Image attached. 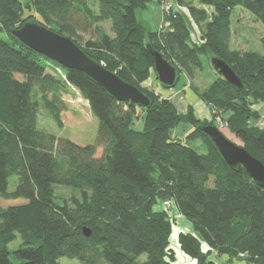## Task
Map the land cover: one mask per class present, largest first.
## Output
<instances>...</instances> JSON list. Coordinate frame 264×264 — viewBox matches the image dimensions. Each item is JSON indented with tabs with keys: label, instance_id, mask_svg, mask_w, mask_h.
Masks as SVG:
<instances>
[{
	"label": "trees",
	"instance_id": "obj_1",
	"mask_svg": "<svg viewBox=\"0 0 264 264\" xmlns=\"http://www.w3.org/2000/svg\"><path fill=\"white\" fill-rule=\"evenodd\" d=\"M150 1L97 0L96 11L87 0H0V197L27 199L0 205V264H60L61 257L82 264H175L174 208L192 224V231L178 233V243L195 264H216L213 251L244 253L246 264H264V185L244 166L230 168L200 129L220 118L264 163V126L252 123L261 117L253 105L264 103V53L231 47L234 8L244 7L264 24V0H168L172 7L157 30L137 17ZM181 8L201 27L199 37ZM32 17L142 89L151 104L116 100L83 71L27 46L12 29ZM79 31L92 37L85 40ZM260 40L264 48V36ZM148 44L191 80L204 57H219L243 87L216 73L205 89L192 86L212 118L197 117L192 104L179 112L141 85L154 67ZM73 88L99 121L95 143L80 145L38 128L42 107L63 127V97ZM140 113L141 130L133 127ZM181 122L191 126L183 138L172 134ZM12 175L18 183L9 191ZM59 187L69 193L59 196ZM18 235L21 244L10 251L7 244Z\"/></svg>",
	"mask_w": 264,
	"mask_h": 264
},
{
	"label": "rangeland",
	"instance_id": "obj_2",
	"mask_svg": "<svg viewBox=\"0 0 264 264\" xmlns=\"http://www.w3.org/2000/svg\"><path fill=\"white\" fill-rule=\"evenodd\" d=\"M21 1L27 3L30 0ZM87 1L93 9L98 11L97 0ZM166 2L167 0H163L162 2H159L158 0H151L150 2H148L146 8L137 10L138 19L144 22L152 30H154L157 26L160 27L162 23H164L165 13L167 12L166 14H168L169 12L168 8L166 10ZM171 3L173 4V2ZM181 10L188 18V22L192 28L193 35L199 37L202 30L201 27H198L192 21V18L186 8H181ZM30 13L31 10L27 8L25 14L28 15ZM231 21L233 28V38L231 41L232 48H236L239 50L251 49L264 53V48L260 40L261 37L264 36V24L259 21L253 13L242 6H237L233 10ZM102 24L111 33L110 22H104ZM79 34L85 40L92 37V32L89 31H79ZM0 36L4 37V34H0ZM203 61V70L198 72L194 80L189 79V77L185 73L180 72V78L177 84L171 89L162 86L157 78L156 73L154 72V67L153 69H151L150 75L141 83V85L158 96L160 100L167 99L173 101L179 112H185L189 104H192L194 108H196L201 99L198 98L192 86L197 85L200 89H205L215 80L217 73V71L212 66L211 59L209 60L204 57ZM18 78L23 79L24 77L22 74H18ZM187 90H190L193 95L189 92L186 95ZM63 98L68 105V110L62 113L63 127H59L57 123L50 117L46 109L42 107L39 114L38 128L53 133L58 137L69 138L70 140L80 145L95 143L99 129V121L90 110L88 102L75 88H73L71 92L65 94ZM185 101H188V104H186ZM253 108L259 111L261 117L257 120H253L252 123L259 126H264V103H255L253 105ZM198 110H200V112L195 109V115L197 117L208 120L212 118L210 107L204 101L200 106V109ZM144 115V113H140V116L134 120V128L139 130L143 129ZM215 122L216 124L213 125H216L219 129H221L229 139L238 144H241V141L228 129L227 124L224 121H222L220 118H217ZM190 128L191 126L188 123L181 122L177 127H175V129H173L172 134L177 137L183 138L186 136ZM192 145L196 147L199 152L205 151L204 146H201L200 142L198 141L192 142ZM101 154L102 148H98L96 155L100 156ZM17 183L18 176L12 175L9 178L8 190L14 191L17 187ZM57 193L59 196H66L69 193V190L63 187H59L57 189ZM25 202H27V199L22 197L14 199H4L0 197V205L4 207H7L9 205L22 204ZM172 215L175 220V224L173 225L174 227L173 233L171 235V241L172 244H174L173 248L175 249L178 258H180L181 263L184 264L186 263V257L185 254L181 252L180 245L178 243V227L179 225H184V227L190 225L191 228L193 227L191 222L185 220V218L181 215H177L175 213H172ZM21 241L22 240L18 235L15 240L7 244L9 250L13 251L17 249L20 246ZM145 257L146 254H143L142 258L144 259ZM59 263L82 264L79 259L68 257H61L59 259Z\"/></svg>",
	"mask_w": 264,
	"mask_h": 264
},
{
	"label": "water",
	"instance_id": "obj_3",
	"mask_svg": "<svg viewBox=\"0 0 264 264\" xmlns=\"http://www.w3.org/2000/svg\"><path fill=\"white\" fill-rule=\"evenodd\" d=\"M12 33L33 50L66 68L83 71L114 99L133 101L142 107H148L151 104V98L142 89L123 80L116 71L108 69L103 62L90 56L72 38L38 20L29 19L20 27L12 29ZM147 47L154 58V72L159 82L165 88L175 87L180 78L177 66L150 44ZM211 63L217 73L228 82L243 87L240 78L225 60L213 56ZM200 129L212 138L230 168L238 169L244 166L253 180L264 185V163L261 160L254 157L242 144L229 139L216 125H201ZM84 232L87 235L90 234L87 227H84Z\"/></svg>",
	"mask_w": 264,
	"mask_h": 264
},
{
	"label": "crops",
	"instance_id": "obj_4",
	"mask_svg": "<svg viewBox=\"0 0 264 264\" xmlns=\"http://www.w3.org/2000/svg\"><path fill=\"white\" fill-rule=\"evenodd\" d=\"M159 28V26H157L154 30H157ZM192 91V90H191ZM191 93L190 92V90H187V92H186V95H187V93ZM192 94V93H191ZM193 95V94H192ZM199 98V97H198ZM185 103L186 104H188V101H185ZM202 103H203V101L202 100H200V102L198 103V106L195 108V109H197V111H199L200 112V110H198V109H200V106L202 105ZM186 108V107H185ZM173 213H175V214H177V215H181L180 213H179V211L176 209V208H174L173 210ZM182 216V215H181ZM183 217V216H182ZM181 217V218H182ZM186 220V219H185ZM181 225H179V227H178V232H180L182 229H184V230H187V231H192V229L193 228H191V226L189 225V226H187V227H184V225H182L181 227H180ZM180 230V231H179ZM182 252V251H181ZM185 257H186V263H184V264H195V261L191 258V257H188V256H186L185 255ZM177 258H178V255H177ZM210 258L216 263V264H246V261L243 259V258H241V257H234V256H230V255H228V254H218L217 252H215V251H213L212 252V254H211V256H210ZM175 264H182L181 263V260H180V258H178V261L177 262H175Z\"/></svg>",
	"mask_w": 264,
	"mask_h": 264
},
{
	"label": "built area",
	"instance_id": "obj_5",
	"mask_svg": "<svg viewBox=\"0 0 264 264\" xmlns=\"http://www.w3.org/2000/svg\"><path fill=\"white\" fill-rule=\"evenodd\" d=\"M166 4H167V6H166V10H167V8H168V10H170L171 7H172V3H171V1H168V0H167ZM168 24H169V23L167 22L166 25H168ZM167 204H169V202H167ZM240 256L243 257V256H244V253H241Z\"/></svg>",
	"mask_w": 264,
	"mask_h": 264
}]
</instances>
